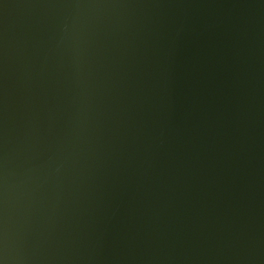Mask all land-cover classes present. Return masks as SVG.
<instances>
[{
  "label": "water",
  "instance_id": "water-1",
  "mask_svg": "<svg viewBox=\"0 0 264 264\" xmlns=\"http://www.w3.org/2000/svg\"><path fill=\"white\" fill-rule=\"evenodd\" d=\"M0 264H264V0H0Z\"/></svg>",
  "mask_w": 264,
  "mask_h": 264
}]
</instances>
